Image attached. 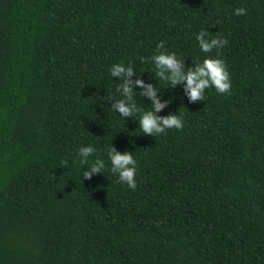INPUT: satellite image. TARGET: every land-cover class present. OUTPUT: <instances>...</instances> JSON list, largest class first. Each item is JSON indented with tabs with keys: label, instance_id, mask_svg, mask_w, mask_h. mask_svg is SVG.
Listing matches in <instances>:
<instances>
[{
	"label": "trees",
	"instance_id": "1",
	"mask_svg": "<svg viewBox=\"0 0 264 264\" xmlns=\"http://www.w3.org/2000/svg\"><path fill=\"white\" fill-rule=\"evenodd\" d=\"M201 30L227 43L202 52ZM165 50L223 59L230 93L190 101L156 75ZM121 62L138 109L152 84L182 128L112 109ZM110 147L133 152L134 190ZM0 264H264V0H0Z\"/></svg>",
	"mask_w": 264,
	"mask_h": 264
},
{
	"label": "clouds",
	"instance_id": "2",
	"mask_svg": "<svg viewBox=\"0 0 264 264\" xmlns=\"http://www.w3.org/2000/svg\"><path fill=\"white\" fill-rule=\"evenodd\" d=\"M246 12L243 7L236 8L234 14L241 15ZM207 32L201 30L196 35L199 48L202 52H210L213 48L220 49L227 40L220 37L206 39ZM164 48L163 42L157 44V49ZM151 60L155 65L156 75L161 80L170 81L171 85L177 82H185V91L190 101H196L204 98L205 89L213 87L219 94L230 93L231 80L230 74L225 61L218 56H206L202 61H199L194 67L185 69L183 62L178 59L174 52L158 51L151 56ZM112 77H121L122 83L117 85V91L121 94V99L112 106V109L118 111L122 117L130 116L139 112V129L144 134H159L165 133L167 129L183 127V120L178 114H169L168 116H158L166 106V102H161L157 97L158 89L148 84L141 91V95H146L152 100V107L141 111L138 109L135 101L132 99L133 85L128 79L134 75V69L127 66L123 62L115 63L110 68ZM137 86H144V81L137 79ZM95 151L91 145L81 146L77 150V155L81 158V163H85L87 158ZM133 152H119L110 147L108 157L111 162V171L117 174L120 182L125 183L128 188L135 189L136 181V160L133 157ZM105 164L102 159H96L91 164L89 171L83 173L84 178H90L92 174L102 172Z\"/></svg>",
	"mask_w": 264,
	"mask_h": 264
}]
</instances>
